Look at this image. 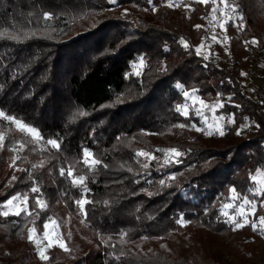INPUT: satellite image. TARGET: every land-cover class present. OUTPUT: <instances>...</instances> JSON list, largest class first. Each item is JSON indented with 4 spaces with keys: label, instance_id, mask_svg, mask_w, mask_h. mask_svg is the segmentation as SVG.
Segmentation results:
<instances>
[{
    "label": "trees",
    "instance_id": "obj_1",
    "mask_svg": "<svg viewBox=\"0 0 264 264\" xmlns=\"http://www.w3.org/2000/svg\"><path fill=\"white\" fill-rule=\"evenodd\" d=\"M165 2L0 0V30H38L37 37L22 42L0 39V109L37 127L45 139L61 141L59 150L49 146L40 151L44 148L40 145L34 151L28 145L17 153L22 159L16 167H10L14 155L10 140L0 150V204L27 192L33 210L37 194L29 190L34 184L48 203L46 210L37 209L38 216L0 215V264H264V255L246 239V231L233 230L219 210L234 186L256 201L257 218L264 215V196L248 191L255 187L250 173L264 169V114L241 75L264 48V0H237L244 26L236 31L234 23H228L229 49L238 58L232 66L214 55L205 60L195 53V47L212 36L203 25L211 3H199L188 14L173 12ZM44 12L53 13L54 19L46 22ZM45 29L51 39L43 35ZM182 38L189 48L182 46ZM253 38L259 43L249 51ZM140 56L145 64L137 77L131 74L132 64ZM163 64L166 72L159 71ZM177 83L198 89L207 100L218 93L231 96L218 110L221 115L235 114L236 123L226 125L224 137L172 127L199 122L194 114L185 118L174 110L175 104L184 102ZM118 96L123 103L108 107ZM78 109L88 115L73 121ZM246 123L252 126L237 135V128ZM9 127L0 124L6 134ZM151 133L166 143L156 142ZM10 139L25 141L14 129ZM85 147L107 165L94 174L77 166L78 174L90 177L87 217L74 203L80 189L59 175V168L78 160ZM169 147L187 151L182 163L161 168L152 161L145 169L144 161L134 157L138 149ZM42 161L43 167H33ZM174 173L170 187L159 184ZM12 176L17 179L9 184ZM181 215L190 223H177ZM49 217L59 224L71 251L54 246L50 259L40 261L27 241V229L35 221L42 234ZM121 232L127 233L124 242ZM102 238L111 239L103 243ZM220 238L238 262H226L208 251L207 243Z\"/></svg>",
    "mask_w": 264,
    "mask_h": 264
},
{
    "label": "snow or ice",
    "instance_id": "obj_2",
    "mask_svg": "<svg viewBox=\"0 0 264 264\" xmlns=\"http://www.w3.org/2000/svg\"><path fill=\"white\" fill-rule=\"evenodd\" d=\"M148 2L151 4L152 0H148ZM181 2L182 0H166V5L169 8L173 6L179 7V4ZM196 2L207 4L209 0H196ZM110 3L116 4V0H110ZM212 3L215 5L216 0H212ZM221 3L223 4V8H218L217 6L213 7L212 19L217 20L219 26L225 31H227L225 25L229 21H232L234 23V26L243 28L242 24H235V21H243V16L240 13L239 5L229 4L228 0H221ZM152 10L156 11L155 5H153ZM217 11H220L222 13V17L220 19L223 20V23H220V19L216 17ZM124 14L127 15V9L124 10ZM42 16L46 22L52 21L54 19V15L51 12H44L42 13ZM194 27L196 29H199L202 26L195 25ZM37 35L38 30L36 29L9 31L8 28H4L3 30H0V39H8L16 42H22L26 39H32L37 37ZM43 35L45 36V38H52L51 32L47 29H45ZM227 39V37L218 39L216 35L211 36V40L213 43L223 44ZM250 42L253 45H258L259 43L256 38H253ZM244 43L245 45H247V43L249 42L245 41ZM181 44L185 49L190 47L189 43L183 38L181 39ZM208 47L210 46L202 42L199 46L195 47L196 55L203 56L205 60L209 59L210 53L202 51ZM144 64L145 58L143 56L138 57V63L132 64L134 72L131 74L137 77L141 76V72L135 71V69L142 68ZM159 71L166 72L167 65L163 64ZM241 75L247 74L241 73ZM175 87L181 90V95L184 98V102L175 104L174 110L185 118H189L190 113H194L195 116L200 117L203 120V125L198 127L195 123H181L173 125V128H191L192 130L201 132L207 136L224 137L226 135V125H234L236 123L235 114L229 116L227 120L223 115H220L218 117L214 115L211 123H209L208 117L204 115L205 109L211 111L214 114L217 109L224 108V101L219 99V96L222 94L218 93V98L213 104H207L197 94L199 91L198 89L192 88L191 90H188L183 84L180 83H177ZM228 99L231 100V96H229ZM119 103H123L122 96H118L113 104L108 105V107L114 106L115 104ZM235 107L239 108L241 106L235 105ZM86 115H88L87 112L78 109L73 113L72 120L74 121L76 118ZM244 119L247 120L248 118L245 117ZM0 124H7L8 126H10L8 134H6L3 130H0V150L4 149L6 140H10V143L12 144V147L9 149V151L13 152L14 155L12 157L10 167H16V161L22 159V157L17 153L22 152L28 145H32L34 151L39 148L40 145H44V148H40V151H46L49 146L51 149H60V140L51 138L45 139L37 127L31 125L30 123H26L24 120L19 119L13 115L7 114L2 109H0ZM251 126L252 125L250 124L239 126L236 130V134L240 135L245 128ZM256 127H259V125H256ZM13 129L23 134V136L25 137V141L10 139V133ZM156 152L161 153V157L155 155L154 153ZM185 155H187V151H181L179 147L156 148L152 151L138 149L134 151V157L136 158L137 162H140L141 159L144 161L142 167L145 169L149 167L152 161H156L161 168L182 163V157H184ZM44 163L45 162L42 161L39 165H33V167H43ZM78 165H83V168L86 169L89 174H94L99 166H103L106 168L107 165H104L100 159L96 158L95 153L85 147L82 149L81 157L78 160L65 167L59 168V175L61 177H66L72 187L80 189V199L75 200L74 203L77 205L80 214L84 217H87L86 205L92 203V201L88 199V195L91 191L88 188V181L90 177L89 175L78 174ZM123 167L124 165H121V168ZM16 170L27 171V169L20 168H16ZM127 171L131 172L132 169L127 168ZM176 176L177 174L175 173L171 174L170 176L166 177V179L160 180L159 184L164 187H170L168 181H175ZM16 179V176H12L9 184H11L12 181H15ZM249 179L253 182L255 187L250 188L248 191L253 196H264V169L257 168L255 174L250 173ZM29 191L31 193L37 194L33 198V210H29L28 193H16L15 195L7 199L3 204H0V215L8 217L9 215L21 216L23 214L26 217H32L33 215H39V211H37V209L46 210L48 207V203L46 200L40 198L39 186L34 184ZM147 195L152 196L154 195V193L148 192ZM227 199L229 200V202L221 203L219 210L221 217L225 218L226 223L233 226V230L243 229L244 227L250 225L253 231H258L261 235H264V215L259 216L258 218L256 217L257 203L255 200H250L248 195L239 193L234 186L229 188V197ZM104 204L109 205L110 202L104 201ZM262 204H264V201H262ZM232 209H235V211L230 212V210ZM250 217H252L253 219H250ZM219 218L220 217H218V219ZM32 223L33 227L27 229V241L34 245L36 254L38 255L40 260L48 261L50 257L46 253L50 248L54 246L60 247L65 252L71 251V249L67 247V243L64 240V237L59 231V224L54 218L49 217L47 222L44 223V231L42 235L37 234V229L34 226L35 221H32ZM177 223L184 226L187 223H190V221H185L183 215H181L180 219L177 220ZM50 228L52 229L51 231H49ZM120 237L121 242H124L127 237V233L121 232ZM110 239L111 238H109V240ZM109 240H103L102 238L103 243H109Z\"/></svg>",
    "mask_w": 264,
    "mask_h": 264
},
{
    "label": "rangeland",
    "instance_id": "obj_3",
    "mask_svg": "<svg viewBox=\"0 0 264 264\" xmlns=\"http://www.w3.org/2000/svg\"><path fill=\"white\" fill-rule=\"evenodd\" d=\"M229 4H237V0H228ZM208 3L212 4V9L214 6H217L218 8H223V4L221 3V0H216L215 5L212 3V0H209ZM199 2H196V0H182V2L179 4V7L173 6L170 9L175 11H186L188 14H191L193 9H195L198 6ZM187 5V7H186ZM238 5V4H237ZM165 6L166 2H165ZM212 9L210 11H207L205 13V23L203 24L204 27L208 28L211 31V35H216L218 39H221L223 37H227L225 43H213L210 39L206 45H209L210 47L202 50L210 53L209 57L211 55H214L219 62H224L229 66H232L238 58H236L229 49V40L231 38L230 32L228 30V23L225 25L227 31H225L223 28L219 26V23L217 20L212 19ZM227 11V10H226ZM216 17L220 19L222 17V13L220 11L216 12ZM211 21V23H210ZM220 23H223V20L220 19ZM235 24H242L244 26V21H235ZM241 27H236L235 30H239ZM253 44L251 43L249 51L253 48ZM251 69H244L242 73H246L247 75H244L243 83L245 87L249 90V92L261 102V112L264 114V48L261 49L258 53L254 54L251 59ZM138 63V62H137ZM142 68H137L135 71H140ZM202 98V97H201ZM218 98V95L213 97L210 100L202 98L207 104H213ZM219 99L222 101L229 100L226 96L220 95ZM218 110L213 114L211 111L205 109L204 115L208 117L209 123L212 122L213 116H220L221 114L218 113ZM194 114V113H190ZM195 115V114H194ZM225 119L229 116L223 115ZM199 118V122H194L198 127L203 125V120ZM248 124V123H246ZM246 129V128H245ZM244 129V130H245ZM191 132L194 134H203L201 132H197L195 130L191 129ZM152 139L156 142H159L161 144H165L166 140L159 135L158 133H151L150 134ZM205 135V134H203ZM207 136V135H205ZM229 200H223V203H228ZM239 203V202H237ZM247 210V209H246ZM235 209L230 210V212H234ZM250 219H253L250 217ZM246 231V239L251 241V244L253 247L261 252L264 255V235H261L258 231H253L252 227H244L243 228ZM52 229L50 228L49 231ZM60 233L61 230L59 228ZM38 234V233H37ZM43 234V233H42ZM38 234V235H42ZM63 235V234H62ZM65 240V239H64ZM223 239L220 238L218 241H212L207 243V249L212 254L219 255L222 257V259L226 262H238L239 257L233 252V250L226 246L223 242ZM53 248V247H52ZM51 248L47 251V255L49 256ZM42 261V260H40Z\"/></svg>",
    "mask_w": 264,
    "mask_h": 264
}]
</instances>
